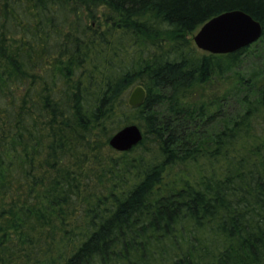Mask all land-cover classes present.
<instances>
[{
  "label": "trees",
  "instance_id": "trees-1",
  "mask_svg": "<svg viewBox=\"0 0 264 264\" xmlns=\"http://www.w3.org/2000/svg\"><path fill=\"white\" fill-rule=\"evenodd\" d=\"M236 9L257 45L264 0H0V264H264V67L237 116L195 100L253 44L190 35Z\"/></svg>",
  "mask_w": 264,
  "mask_h": 264
},
{
  "label": "water",
  "instance_id": "water-1",
  "mask_svg": "<svg viewBox=\"0 0 264 264\" xmlns=\"http://www.w3.org/2000/svg\"><path fill=\"white\" fill-rule=\"evenodd\" d=\"M263 35V26L249 13L236 9L218 14L206 21L194 34L195 45L212 54H227L245 48ZM147 91L141 84L135 86L128 98L132 107L141 106ZM144 134L138 124L123 126L110 138V146L117 151H129L143 140Z\"/></svg>",
  "mask_w": 264,
  "mask_h": 264
},
{
  "label": "rangeland",
  "instance_id": "rangeland-1",
  "mask_svg": "<svg viewBox=\"0 0 264 264\" xmlns=\"http://www.w3.org/2000/svg\"><path fill=\"white\" fill-rule=\"evenodd\" d=\"M97 23L98 22H96V25ZM193 36L194 35H190L191 38H193ZM196 48L199 49L197 46ZM199 50L201 52L203 51L201 49ZM262 67H264V39L258 42L257 45H252L250 50L243 55V59L237 68L233 69L227 75V79L221 82L215 81L214 83L205 85L199 93L195 95V100H206L211 94H218L220 96L224 95L225 113L227 118L230 116H237L243 112L246 107V103L242 100L243 95L248 93L250 98L256 97V91L254 92V90H252L254 87L250 90L251 86H248L247 83H242L240 78L243 80H249L256 73L258 74L261 72L263 69ZM216 126H221V124L218 123ZM109 154L119 155L120 153L115 149H110Z\"/></svg>",
  "mask_w": 264,
  "mask_h": 264
}]
</instances>
